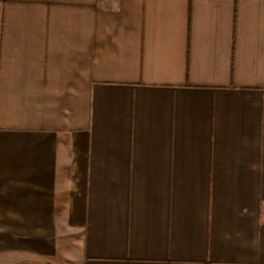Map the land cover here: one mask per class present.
<instances>
[{
  "label": "crops",
  "instance_id": "1",
  "mask_svg": "<svg viewBox=\"0 0 264 264\" xmlns=\"http://www.w3.org/2000/svg\"><path fill=\"white\" fill-rule=\"evenodd\" d=\"M0 264H264V0H0Z\"/></svg>",
  "mask_w": 264,
  "mask_h": 264
}]
</instances>
